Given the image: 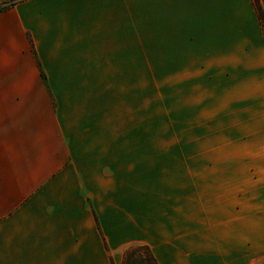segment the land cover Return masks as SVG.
I'll list each match as a JSON object with an SVG mask.
<instances>
[{"label":"crops","instance_id":"crops-1","mask_svg":"<svg viewBox=\"0 0 264 264\" xmlns=\"http://www.w3.org/2000/svg\"><path fill=\"white\" fill-rule=\"evenodd\" d=\"M203 43L239 103L256 107L249 131L264 166L254 0H22L0 11V264H124L143 245L157 264H264V191L238 195L235 209H157L115 161L116 59L194 56Z\"/></svg>","mask_w":264,"mask_h":264},{"label":"rangeland","instance_id":"rangeland-1","mask_svg":"<svg viewBox=\"0 0 264 264\" xmlns=\"http://www.w3.org/2000/svg\"><path fill=\"white\" fill-rule=\"evenodd\" d=\"M203 44L194 56L115 61V161L157 209H235L238 195L264 191L256 107L239 103Z\"/></svg>","mask_w":264,"mask_h":264},{"label":"trees","instance_id":"trees-1","mask_svg":"<svg viewBox=\"0 0 264 264\" xmlns=\"http://www.w3.org/2000/svg\"><path fill=\"white\" fill-rule=\"evenodd\" d=\"M254 1L257 7V11L259 13L261 23L264 28V11L262 9L260 0H254ZM12 6L6 7L5 9H9ZM3 10H0V11H3ZM124 264H157V262H156V259L154 257V254L151 248L149 246L143 245V246H137V247L127 250L125 253Z\"/></svg>","mask_w":264,"mask_h":264}]
</instances>
